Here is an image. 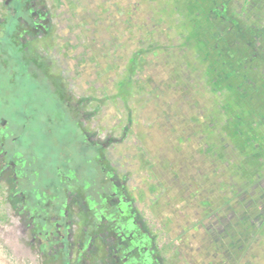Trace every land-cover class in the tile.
I'll return each instance as SVG.
<instances>
[{"label":"rangeland","instance_id":"obj_1","mask_svg":"<svg viewBox=\"0 0 264 264\" xmlns=\"http://www.w3.org/2000/svg\"><path fill=\"white\" fill-rule=\"evenodd\" d=\"M23 122L78 206L110 179L128 205L77 264H264V0H0V128Z\"/></svg>","mask_w":264,"mask_h":264},{"label":"flooded vegetation","instance_id":"obj_2","mask_svg":"<svg viewBox=\"0 0 264 264\" xmlns=\"http://www.w3.org/2000/svg\"><path fill=\"white\" fill-rule=\"evenodd\" d=\"M43 12V15L47 13L42 10L41 14ZM20 125L11 139L9 136L15 131L0 128V247L6 244L11 256L19 257L24 264H73L74 261L77 264L81 260L74 249L78 247L82 255L84 248L87 251L91 248L93 239L101 237L108 241L110 230L118 234L112 236L113 240L118 243L124 240L129 225L123 223L128 205L120 188H116L118 183L110 179L107 184H101L96 192L91 191L87 203L82 200L78 206L73 171L65 179L62 177L64 169L54 166L47 178L55 183L52 185L45 179L38 157L23 144L27 124ZM94 192L103 199L94 200ZM110 193L112 199L106 196ZM78 207L88 220L85 231L79 235L74 223ZM114 251L116 264L121 259L126 262V250L121 245ZM118 251H123L124 259L118 256Z\"/></svg>","mask_w":264,"mask_h":264},{"label":"trees","instance_id":"obj_3","mask_svg":"<svg viewBox=\"0 0 264 264\" xmlns=\"http://www.w3.org/2000/svg\"><path fill=\"white\" fill-rule=\"evenodd\" d=\"M213 13H215L217 16L226 17V11L221 7H215L213 10Z\"/></svg>","mask_w":264,"mask_h":264}]
</instances>
